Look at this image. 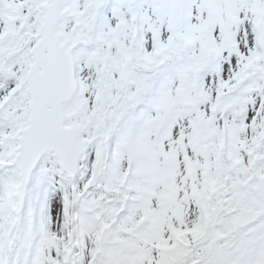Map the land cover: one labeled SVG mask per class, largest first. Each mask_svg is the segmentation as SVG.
<instances>
[{"label":"snow or ice","instance_id":"1","mask_svg":"<svg viewBox=\"0 0 264 264\" xmlns=\"http://www.w3.org/2000/svg\"><path fill=\"white\" fill-rule=\"evenodd\" d=\"M0 264H264V0H0Z\"/></svg>","mask_w":264,"mask_h":264}]
</instances>
